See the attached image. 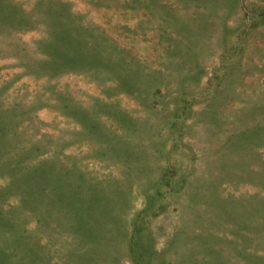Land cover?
<instances>
[{"label":"rangeland","instance_id":"1","mask_svg":"<svg viewBox=\"0 0 264 264\" xmlns=\"http://www.w3.org/2000/svg\"><path fill=\"white\" fill-rule=\"evenodd\" d=\"M0 264H264V0H0Z\"/></svg>","mask_w":264,"mask_h":264}]
</instances>
